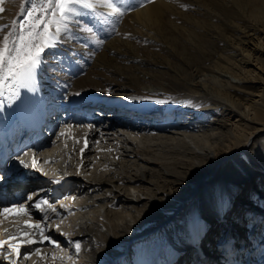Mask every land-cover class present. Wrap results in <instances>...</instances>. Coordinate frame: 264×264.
I'll return each instance as SVG.
<instances>
[{"label":"bare ground","instance_id":"obj_1","mask_svg":"<svg viewBox=\"0 0 264 264\" xmlns=\"http://www.w3.org/2000/svg\"><path fill=\"white\" fill-rule=\"evenodd\" d=\"M233 3L236 4L235 7L238 12L243 14L242 20L249 23L244 25L230 23L232 25H229L215 22L214 24L206 25L205 29L208 28L209 30H214L216 34L225 40L223 46L215 51L210 50V52H208L209 44H205V42H213V40H210V38L207 37L210 36L209 34L206 35L200 27H195L188 22L181 21L183 22V30L189 33L187 34L189 40H191L192 33H200L198 36L196 35L197 46H199L198 51L197 48H195V53L192 54L180 47V54L183 59L190 61L188 68L181 66L182 68L180 67L179 69V72L181 71L179 75L182 77V82L185 86L183 91L177 92L174 87L167 86L164 83H150L145 81V79H142L143 77L146 78V75L141 73V66L146 65L147 69V63L151 64L155 62L156 58L151 56L153 54L150 51H146V56H136L135 54H137L139 50L137 51V49L134 48V43L132 44L129 40L121 37L128 33L131 35L139 34L143 37V35L149 33L151 35L147 34V37L151 36L157 39L160 38L163 41L169 39L168 42L173 43L175 46L179 41L184 42L178 38L163 37L162 34H166L164 32L166 28L161 31L162 27L160 22L162 21L158 23V20L162 16L161 14L164 12V9L159 5L156 6L153 5L154 3H151L152 5H146L142 8L128 12L132 15V21L129 20V22H123L119 34L111 40L106 41V46L96 57L93 66L91 67L92 70H90L82 80H74L72 82L74 87L71 88L72 93H69L71 97L72 94L79 91L78 88L87 86L89 83H93L99 87L102 86L104 89L106 87L112 88L114 84L115 87L112 88L111 91L118 93L119 96H124L122 100L112 101L114 102V107L108 104L106 105L109 106L108 108L105 107V104L98 102L97 105L100 107L98 108L96 105L98 109L94 111L95 113L93 112L94 116L92 114V121H88L87 123L83 121V116H80L79 113L82 111L83 113L89 114L91 117V109L94 106V102H92L93 106L89 104V102H91L90 100H94V98L85 99L90 95L83 97L84 99L82 98V103L79 106L76 104L72 109L67 108L63 113H60L59 107H57V112L51 114L53 109L50 107L47 110L50 115L49 121H51V115H58L60 117L52 120L51 123L53 122V124H46L43 127L42 135L45 137L48 136L45 131V128H47L48 125H50L49 129L56 126L57 130V126L61 124L60 131L62 133L56 135L54 140L49 139L47 142H44V140L38 141V138H41L40 133L37 134L28 127L29 132L26 134L25 139L23 138L24 142L19 144L16 136L12 137V131H10V139H6L2 142V149L0 150H9L13 153L10 158L16 160L18 157L20 160H23L28 167H24L20 164L19 168H17L15 164L14 168H10V174H12L14 179L12 182H8L10 180H7V188H3V191L4 194L11 193V187H13L15 190L14 192L22 194L23 196H25L26 193H30L32 198L29 200L23 197L24 199H22L21 202L28 211L18 215L4 214L2 210L3 207H11V205H9V202L0 201V241L10 240L13 236L22 237L23 233L26 231L34 233L35 229L28 228L27 225L39 223L41 227L44 228L45 234L49 235L53 240L58 242L59 246L62 245L65 249H68L65 245L71 244L72 250L74 248V242H80L82 249L80 250V254H85L90 257L89 264H111L113 262H120L127 258V256L129 259L133 256L132 254H129V250H131L133 243L145 240L151 233L159 232L164 228L167 229L173 227L176 220L172 221L171 219H180L182 209L184 210L188 207L191 211L192 219L197 213V206L194 203V198L201 191L204 195V201L207 202V210L211 214L215 213L221 215V208L217 205V197L222 191L226 192L225 187L215 191H212L208 187L205 189L208 193L203 191L204 185L215 179V177L212 179L210 176L218 166L220 170L225 163L229 162L240 170L253 169L254 171L258 170L261 173L264 172V0H233ZM10 6L14 5L10 3ZM26 10L27 9L23 7L22 3V7L19 9L18 13L16 12L10 18L8 27L9 33L18 26L19 19L21 18L20 16L23 17L26 14ZM224 12V14H226V11ZM181 13L183 14L184 12ZM112 14L115 16L119 15L116 10H112ZM213 16L215 15L213 14ZM197 24L202 25L200 22ZM130 31L132 33H130ZM203 35H206L205 38ZM120 38L122 39L120 40ZM10 39H12V37ZM203 48H205V51ZM206 54L208 55V60L211 61L212 67H207V65L205 66L201 63L198 58H194V55L205 56ZM167 62L170 66H173L172 61L167 59ZM192 69H194L197 74H194ZM38 75L39 72L37 71V81L35 82H38ZM134 81L138 83L140 87L134 88L131 85ZM145 83L153 84L154 89L150 91L148 89H143L142 87L145 86ZM111 84L112 87L110 86ZM250 84L253 85L252 88H254V90L260 88L258 89L259 91H253V89L249 87ZM38 88L41 90L40 85L35 83L33 89L37 90ZM107 89L109 88H106V90ZM18 91L23 93L24 89H19ZM41 91L44 97L46 92L43 90ZM15 92L16 89L13 88L5 89L3 96H0V100L4 105L3 107L0 106V113H6V109L11 108L14 105L13 102L18 101L19 104L16 103L12 111L13 118L19 121H26L27 117L20 114L19 106L21 105L24 107L28 113L33 112L35 107L30 101H25L23 99V97L29 98L27 94H19L18 99L17 96L14 95ZM96 92L97 91H93V93ZM96 95L97 94H95V96ZM161 96L175 98L172 106H180L179 108L182 109V112L178 113L179 111H176L175 114H172V119H162L163 121L160 124L148 127V125L145 124L146 122L144 119L147 115H151L149 110L152 109L151 107ZM100 98L106 103L111 99L106 95H103ZM195 107L209 111L208 117L200 121L201 125L208 122L210 124L209 130L213 131L212 126L214 124H219L221 130L214 133V135L209 136L210 134H213V132L210 133L209 130H206V127L194 124V119L192 117L188 119L189 122L182 124L179 120H173L177 117H182L185 114H192L191 112ZM169 109L170 108H168V110ZM173 109L175 110V108ZM127 114L133 116L138 115L140 118H135L136 120L134 121L130 119L128 120V118H125L128 117ZM115 116L124 118L119 119L118 124L125 128H132L135 131L141 130L143 134L149 130L157 132L171 130L169 131L170 135H181L184 131L195 130L202 132L206 131V133L199 135L201 138L197 139L196 137L198 136H187L184 134L177 138H171V141L176 140L172 145L171 143L164 141H159V143L152 145L149 142L151 136L145 135V133V136L141 135V143L144 144V146H142V148H130L128 146L131 144V140L127 139L122 134V131L114 129L111 124L109 128H101L104 126L102 125L103 121L112 122V119ZM2 123L3 122L0 121V129ZM78 133L81 134L78 136L81 138V141H78ZM36 134L37 136H35ZM30 136H32L31 139H29ZM152 136H155L152 138H156V136H158L159 139L161 138V135L156 133ZM184 137L190 138L194 141V144L199 148L200 152V148L202 147L214 151L202 153L193 151L190 145L185 139H183ZM86 139L88 142V148L83 151V155H81V150L84 149V142ZM167 139L165 141H169V139ZM211 140H214L213 145L209 143ZM225 142L228 143L225 144ZM150 146L160 149V151L152 153L151 151L154 149H150ZM178 148L184 150V154H186L187 151H191L193 154H189L191 161L195 159L200 163L196 164V172L190 173L189 182L182 186L183 189L177 188L174 191L165 193L163 196H158L159 204L157 202H152L150 204L151 207L148 211L147 217H154L155 215L151 213V209H155V214L169 211L168 218H161L157 226L153 225L146 228L142 226L141 228L136 229L138 223L131 225L128 227V230L132 231L131 234L133 233L134 236L127 238L123 242H118V239L112 240L110 233L112 232L114 235H118L119 232L123 230L119 225L120 220H125L127 215L131 214V212H126V215H123L125 213L124 209H116L118 208V203L120 201L118 190H128L130 188L136 191L137 187L146 180V172L140 171L139 174L136 173L134 175H129L128 168L137 166L134 161H142L147 164L156 162H160L161 165L167 164L169 163L167 162V158H170L169 155L179 154L180 151H178ZM24 151L27 152V154L24 153V155L21 156V153ZM106 152L112 153L113 158L116 157L127 162L121 164L123 165L122 170L124 175H116V178L113 179L114 181L109 179L105 174L101 175L95 173L93 175L91 174V176H87L88 173L85 169L88 168L93 161H99L100 166L105 169L114 166L111 162L108 164L109 159ZM72 153H75L77 156L76 162H74L75 154ZM142 154H151V157L142 158ZM33 157L38 161L35 167L32 166ZM113 158H111V160ZM204 159L205 162L201 163ZM173 160L177 161L178 159H170V161ZM236 169L237 168H235V170ZM73 173H82L86 178L91 177V180L93 181L91 183L94 185H91L88 188H86V186H76L75 183L68 178L69 176L71 177ZM6 174L9 176L8 173ZM41 174L44 177H41ZM66 175H68V179L64 180L63 178ZM104 184L107 185L103 190L104 193L101 194V192H99L98 194L88 195V199L78 207L75 205V207L73 206L71 209L72 203L69 202L67 203V206H65L62 213L68 214L69 218H67L68 220L66 219V224L70 223V226L72 227L71 229L74 230L71 235L68 236L69 239L67 240H65L66 238L61 234L55 233V231L53 232L51 226H49V221L54 220L53 223H56L55 219L59 216L56 211H51V209H54L53 207L49 208L48 205H43L46 210L45 213L38 211L34 206H31L34 201H39L45 197H51L50 199L53 201V198L61 199L74 193L79 196V194H82L85 190H87V193L99 189L101 190V186ZM41 186L42 188H39ZM113 188H115V190H113ZM184 189L189 191L185 197L181 196ZM196 191L197 193L195 194ZM96 196H98L97 199H95ZM47 200L49 199L47 198ZM133 201L134 198L130 200L133 207L140 205V202L135 203ZM175 202L178 203L175 205ZM245 202L251 209V205H249L250 201ZM20 203H16L15 206H19ZM104 206H106V208L102 210ZM175 207H177V209ZM256 207L259 210L261 209L259 205ZM179 210H181V213ZM240 212L242 213L244 210ZM191 219L188 221L189 226H192ZM233 222L235 223V220H233ZM3 226H7L11 229L5 237H2L1 235V233H3ZM232 232H236V229ZM177 233L178 232L176 231V233H173V235L170 236L171 243L174 246L179 242L180 234L177 235ZM30 238L39 240L43 239V237L36 235L30 236ZM97 239H106L108 241L109 250L107 251L112 254V261L106 257V254L105 256H102L104 255V250L98 254L94 252L95 247L98 246L99 240ZM13 242H19V240ZM45 243H37L22 247L21 256L23 257L28 253L32 254L37 245L40 246L37 251L40 250ZM200 243L202 245L201 241ZM240 247L241 246H239L237 250L232 249L231 251L233 255L236 254L234 257L235 259H232L235 264H244L242 262H245L240 257ZM201 251L202 254H205L202 247ZM2 253H4L5 259L1 260L0 258V264H10L9 260L6 258L8 255L7 252ZM27 257L28 259L24 258L27 260L24 261V263L35 264L31 255ZM20 259H18V261ZM59 259L62 261L64 260L63 257H59ZM222 263L224 264L227 262H221V264ZM62 264H72V262H64ZM262 264H264V260Z\"/></svg>","mask_w":264,"mask_h":264},{"label":"rangeland","instance_id":"obj_2","mask_svg":"<svg viewBox=\"0 0 264 264\" xmlns=\"http://www.w3.org/2000/svg\"><path fill=\"white\" fill-rule=\"evenodd\" d=\"M86 2L92 3L93 7L89 9L77 5L78 14L73 15L72 18L67 22L66 30H62L60 33L57 34V39L54 41L55 46L48 47L47 50L45 51L43 57L44 63L38 70L39 79L38 82H35L38 85H40L43 91L46 92V94L44 93L45 97H48L53 102H58L57 99L60 98L61 102L64 104L62 108L64 110H59L60 113H63V111H65L67 108L72 109V107H74L76 104L77 106H79L82 103V98L87 95L90 96L86 97L85 99L94 98V100H90L91 102H89V104L92 105V102H94L95 106L98 103L97 101L102 99L100 98L101 96L106 95L110 97L111 99L107 101V103L104 102L103 100H102L103 103L100 102L102 104H105L106 108L109 107L106 106L108 104L114 107L113 104L114 102L112 101H118L124 98V96H119L118 93L111 91V89L115 87L114 84L113 87L112 84L110 85L112 88L106 87L109 88L106 90V88L104 89L102 86L99 87L93 83H89L87 86L78 88L79 89L78 92L81 93V95L77 96L76 95L77 92H76L72 94L70 97V94L72 93L71 88L74 87L72 82L74 80L76 81L82 80V78L85 77L88 74V72H90V70H92L91 67L93 66L96 57L103 51L104 47L106 46V41L111 40L112 38L116 37L117 34H119L120 27L123 22L125 21L129 22V20L132 21V15L128 13L130 11H126V9H128L133 4L143 5V6H137L135 9L142 8L146 5H152L153 3H154L153 5L156 6L159 5L160 7H162L164 9L163 13L165 14L163 13L161 14L162 16L159 18L158 23L162 21L160 22V25L162 27L161 31H163L165 28L167 29L164 30L166 34H162L163 37H167V38L170 37L175 39L178 38L184 41V42H180L178 40L179 42H177L175 46L173 43L168 42L169 39L167 41H163L160 38L157 39L151 36L147 37V34L149 33H146L145 35H143V37H141L139 34L131 35L129 33L127 35H124L125 37L123 35L121 36L126 40H129L132 44L134 43L133 44L134 48H136L137 51L139 50L137 54L134 53L136 56H140V57L146 56V51H150L153 54L151 56H154V58H156L155 62L151 64L147 63L149 65V66L147 65V69H146V65L141 66L142 68L141 73L146 75V78L143 77L142 79H145V81L150 83H164L167 86L174 87L177 90V92L183 91L185 88L184 83L182 82V77L179 75V73H181V71L179 72V69L181 66H183L184 68H188V64L190 63V61H188L187 59H183V57L181 56L180 47H182L188 52H191L192 54L195 53L194 51L195 48H197V51L199 49L198 48L199 46H197L196 35L198 36V34L200 33L197 34L192 33L191 40H189V37L187 36V34L189 33L185 32L182 28L184 21L188 22L189 24L195 27H200L201 30L204 33H206V35L209 34L211 36V37L210 36L207 37H209L210 40H213V42L211 43L205 42V44H209L208 52H210V50L215 51L219 47L223 46L225 40L222 39L218 34H216L214 30H209L208 28L205 29L206 25L214 24L215 22L225 23L229 25H232L233 23L235 24L238 23L239 25L241 24L244 25L249 23V22L246 23L244 20H242L243 14L238 12V10L235 7L236 4L233 3V0H168V1L167 0H115L114 6L112 8H109L107 4L104 2V0H86ZM10 3L13 4L14 6H10ZM22 3H23V7L27 9L26 10L27 13L32 10L33 6L39 9L41 5V0H23V2L22 0H12V1L3 0V2L0 3V8L4 9V11L0 13V37L9 34L8 32L9 20L13 16V14H15L16 12L18 13L19 9L22 7ZM117 8L119 9L120 12H123L124 14L118 16L113 15L112 10H116ZM211 9L214 11H212ZM224 11H226V14H224L225 13ZM181 12L184 13L182 14ZM211 13H213L215 16H213V14ZM20 17L21 18L19 19L18 25L23 23L27 19V15L25 14L23 17L22 16ZM198 22L202 23V25H198L197 24ZM61 27L62 29L64 28L63 25H61ZM15 29H18V26H16ZM89 29H91V31H89ZM50 31L55 33V25L51 26ZM130 33L132 32L130 31ZM42 35L45 34L42 33ZM206 35H203V37L205 38ZM45 38L47 39L46 35ZM121 39L122 38H120V40ZM203 49L205 51V48ZM194 58H198L200 62L203 63L205 66L207 65V67L210 66L212 67L211 61L208 60L207 54L205 56L194 55ZM167 59L172 61L173 66H170L168 64ZM192 71L194 74H197L195 73L194 69H192ZM35 81H37V78L35 79ZM131 85L134 88L140 87V85H138V83H136L135 81L132 82ZM249 87H251L253 91L256 90L259 91L258 89H260L257 88L254 90V88H252L253 87L252 84H250ZM82 88L84 91L82 90ZM142 88L148 89L150 91L154 89V85L145 83V86ZM93 91H97V92L93 93ZM66 94H68L69 96L67 98V101L64 99ZM95 94L97 95L95 96ZM174 99L173 97H169V96L159 97L156 103L151 107L152 109L149 110V112H151V115H147L145 117L144 120L146 123L144 121L142 122L148 125V127H150L160 124L164 119L165 120L172 119L173 117L172 114L173 113L175 114L176 111H179L178 113H181L182 109L179 108L180 106L178 107L172 106ZM95 106L92 107L93 110L91 109V117L89 114L80 111L79 114L80 116H83V121L85 123H87L88 121L89 122L92 121L93 112L99 108V107L97 108L98 105L96 107ZM50 107L53 109V111H55L57 110L58 106H56V108H53V106ZM168 108H170L169 109L170 111L168 110ZM173 108H175V110ZM191 113L192 114H185L184 116L177 117L173 120H179V122L182 124L189 122L188 119L192 117L194 119L193 120L194 124L198 126H204L206 127V130L210 129V124L208 122H205L202 125L200 124V121L208 117L209 111L200 109L199 107H195V109H193ZM51 116H52L51 121L55 120L56 118L58 119L60 117L58 115H51ZM127 116L128 117L125 118L126 119L128 118V120L130 119L132 121L140 118L138 115L133 116L131 114H127ZM119 119H124V118L120 116H115L112 119V122L103 121L102 125L104 126H102L101 128L103 127L109 128L111 124L113 125L114 129L122 131V134L127 139L131 140L130 141L131 144L128 146L130 148L131 147L142 148V146H144V144L141 143L142 141L141 135L151 136L149 142L152 145L159 143V141L168 142L171 143L172 145V143L176 142V140L171 141V138H177L184 134L187 136L188 135L198 136L196 137L197 139V138H201V136L199 137V135L206 133V131L202 132L199 130L187 131V132L184 131L181 135L178 134L179 135L178 136V135H170L169 131L171 130H166V131L163 130L164 132L149 130L146 131L145 132L146 134L144 133L145 134L144 135L141 130L135 131L132 128H125L122 125L118 124ZM212 127H213V131L209 130V132L210 133L213 132V134H210L209 136L214 135V133L221 130L219 124H214ZM59 130L60 128H58V131ZM155 133L161 135V138L159 139L158 136H156V138H152L155 137L152 136ZM55 135L58 134L55 132L53 136ZM80 135L81 134L79 133L77 134L78 141H81V138L78 137ZM167 138L169 139V141H165ZM183 139H185V141L190 145L193 151L200 152L199 148L194 144V141H192L190 138L187 137H184ZM209 143L213 145L214 140L209 141ZM227 143L228 142H225V144ZM151 148L154 149L153 151H151L152 153H156L157 151L158 152L160 151V149L150 146V149ZM200 149H201L200 153L214 151V150L204 149L203 147ZM178 151H180L179 154L169 155L170 158H167V162L169 163L167 164L161 165L160 162L147 164L142 161L141 162L134 161L136 162L137 166L128 168L129 175H134L136 173L139 174L140 171L146 172L145 173L146 180H144L140 184V186L137 187L136 191L130 188L128 190L126 189L118 190L120 201L118 203L119 206L116 209L117 210L124 209L125 213L123 215H126V212L127 213L131 212V214L127 215L125 220L123 219L120 220L119 225L120 227L123 228V230H121L118 235H114V233L112 232L110 233L112 240L118 239L119 240L118 242H123L127 238L134 236L133 233L131 234L132 231L128 230V227L131 225L138 223L136 229H139L142 226H144L145 228L153 225L157 226L161 218L163 217L168 218L169 211L161 212V214L160 213L155 214L156 211L155 209H151V213L155 216L147 217L148 211L150 210L151 207L150 204L152 202L158 203V196H163L165 193L174 191L177 188L183 189L182 186H184L189 182L190 173L196 172L195 170L197 166L196 164L200 163L195 159L191 161L189 155L192 154L191 151H187L186 154H184V150H182L181 148L180 149L178 148ZM109 153L110 152H106V155H108L107 157L109 159L108 164H110L111 162L112 164H114V166L105 169L102 166H100L99 161L96 162L93 161L92 164L85 169V171L88 173L87 176H91V174L93 175L95 173L101 175L105 174L109 179L113 180L116 178V175H124V172L122 170L123 165L121 164H123V162L124 163L127 162H125V160H120L116 157L115 159L113 158V154L112 153L109 154ZM141 157L149 158L151 157V154L150 155L142 154ZM76 158L77 156L75 154L74 162L77 161ZM111 158L113 159L111 160ZM171 158H176L179 161L178 160L170 161ZM205 159L202 160L201 163L205 162ZM227 163H225L226 165L224 164L220 170H219V166L217 167V169L210 176L212 177V179L215 177V179L210 181L208 184L204 185L203 191H205V189H207L208 187L212 191L225 187L226 193L230 194L232 200V205L230 208L221 209V215L215 213L211 214L206 208L207 202L204 201L205 200L204 195L202 194L201 191L194 198V203L197 206V210H196L197 213L194 217H192V219H191L192 215L190 209H188V207L184 210L182 209V214L180 219L179 218L171 219L172 221L176 220L173 224L174 225L173 227H169L167 229L165 228L161 229V231L159 232H154L149 234V236L145 240L133 243L131 250H129L130 251L129 254L133 255L130 259L127 256V258L121 260L120 262H113L111 264H178V263L193 264L194 263L193 261L190 260L188 261V257L186 255L181 256L180 253H178L170 245V241H171L170 236H172L173 233H176V231L178 232L177 235L179 234L180 235L178 240L179 242L175 244L176 246L173 245L175 248H179L180 250V248L184 247L185 241L191 240L189 235V230L191 229L192 226L188 225V221H190V219L192 222L194 219H199L201 223L203 222L205 228L207 226V229H209L211 226L208 232L209 240L206 239L205 241H202L203 239V235H202V238L198 242L197 246L199 247V243L200 241H202V245L200 243V248H199L200 254H202L201 247L205 254L207 253V250L209 251V248L212 251H215L214 248L219 249V247H221L217 245L215 246L214 244L213 246L212 242L210 243L209 245L210 247H209L207 243L211 241L213 237L216 238V241L219 240V236H221L219 234L221 233L220 225H222V227L224 228L223 232L231 233L230 236L233 237L231 241L233 246L236 247V245L238 244L239 246H241L242 240L244 243H247L249 241L248 246L249 248H252L250 252H248V250L242 251L240 247L241 250L240 257L243 261H245L242 263L262 264L264 260V234H263L264 232V214H263L264 172L261 173L260 171L258 170L254 171L253 169L240 170L238 167L233 166L232 163L229 162ZM16 166L17 168H19L20 164H16ZM235 168L237 169L235 170ZM41 177L44 176L41 174ZM67 177L68 175H66L63 179L64 180L68 178L71 179L70 181H73L75 185L78 187L86 186V188H88L91 185H94L93 183H91L93 182L91 180V177L86 178L82 173H73L71 177L70 176L68 178ZM42 186L39 188H42ZM106 186L107 185L104 184L101 186L102 188L100 187L101 190L99 189L97 191H90V193H87V190H85L83 191L82 194H79V196L75 195L74 193L70 196L61 198L59 201H57V198H53L52 201V199H50L51 197L50 198L45 197L44 199L47 198L49 199L47 205L48 206L50 205L51 208L53 207L56 210V212L59 214L58 218L55 219L56 223H53L54 220L49 221V226H51V230L53 232L55 231V233L61 234L63 237L66 238L65 240L69 239L68 236H70L72 231L74 230L71 229L72 227L70 226V223L66 224V221L68 220L67 218H69L68 214L62 213V211H64L65 206H67V203L68 202L72 203L71 209L73 206L75 207V205L76 207H78L80 204H82L84 201L88 199L89 197L88 195L98 194L99 192H101V194L104 193L103 190L105 189ZM5 188H7V185ZM113 190H115V188H113ZM197 191L195 192V194L197 193ZM188 192H189L188 190L184 189V191H182L181 196L185 197ZM29 195L30 193H26L25 196L23 197L27 198ZM97 198L98 196L95 197V199ZM132 198H134L133 202L135 203L140 202V205L137 207L136 206L133 207V205H131L130 203V200ZM245 201H250L249 205H251V209L249 208V206L246 204ZM60 203H64L63 204L64 206L61 205V207H59ZM177 203L178 202H175V205ZM257 205L261 207L260 210L257 209L256 207ZM105 208L106 206H104L102 210H104ZM175 208L177 209V207ZM243 210L244 212L241 213L240 211ZM179 211L181 213V210ZM219 217L225 219V221L221 222L222 221L221 220L220 221L221 223L218 222L219 220H217V218ZM233 220H235V223L233 222ZM235 229L236 232H232ZM9 230L11 229L8 228L7 226H3V233H1L2 237H5L10 232ZM219 230L220 232L217 233ZM260 234H263L262 239L260 238ZM97 240H99L98 246L95 247L94 252L98 254L104 250V255L102 256H105L106 254V257L112 261L111 259L112 254L109 251H107L109 250L108 241L106 239L103 240L97 239ZM257 245L260 246L257 248ZM65 246H67L68 249H65L64 247H62V245L57 247L55 245H50L48 243H45V245L41 247L40 250L37 251L38 247H40L37 245L31 254V258H33L35 264H62L64 262L65 263L72 262V264H89L88 263L90 262L89 256L85 254H80V251L77 253L74 250V248L71 250V244H67ZM225 250H227V248ZM231 251L232 249L230 250V255L232 256L233 259L236 254L233 255ZM2 252L3 251L0 252L1 260L5 259L4 253ZM250 253H251L249 259L250 261L247 262V258H248L247 256ZM260 254L262 255L260 256ZM59 257L61 258L63 257L64 260L63 261L60 260ZM26 259H28V257ZM169 259H171L172 261L169 262L168 261ZM24 261L27 260L21 258L18 261V264H26L24 263ZM223 262H225V260ZM214 263L215 261H213L211 264Z\"/></svg>","mask_w":264,"mask_h":264},{"label":"snow or ice","instance_id":"obj_3","mask_svg":"<svg viewBox=\"0 0 264 264\" xmlns=\"http://www.w3.org/2000/svg\"><path fill=\"white\" fill-rule=\"evenodd\" d=\"M3 0H0L2 3ZM109 8L114 6L115 0H104ZM77 5L91 9L92 3L86 2V0H41L39 9L33 6L32 10L27 12V19L18 25V29H14L11 33L0 37V96H3L5 89H16L14 95L19 99V89H32L35 84L36 73L44 63V53L48 47H54V41L57 39V34L62 30H66L67 22L73 15L78 14ZM137 6L143 5H131L126 11L135 10ZM4 11L0 8V13ZM117 14L123 15L119 9H116ZM55 25V33L50 31L51 26ZM61 25L64 26L62 29ZM91 31V29H89ZM45 34L47 39H45ZM12 37V39H10ZM77 96L81 93L77 92ZM68 94L64 99L67 101ZM63 135V134H61ZM87 139L84 142L83 151L87 150ZM21 155H24L22 153ZM17 161L24 167H28L23 160L17 157ZM38 161L33 157L32 166L35 167ZM5 179V174L0 173V182ZM58 182V181H57ZM31 195L27 199L31 200ZM47 199H41L34 201L31 206H34L38 211L45 212L43 205H47ZM217 205L219 208H230L232 200L230 194L226 192L219 193L217 197ZM51 206L49 205V208ZM4 214L18 215L28 211L20 203L19 206H5L3 207ZM55 212V209H51ZM28 228L35 229L34 233L24 232L22 237L13 236L10 240L0 241V251L7 252V259L10 264H18V259L27 258L31 253L21 256V248L28 245H34L37 243H45L59 246L58 242L53 240L49 235L45 234L44 228L39 223L28 224ZM205 226L199 219H194L192 227L189 230L190 238L193 242V247H197L199 240L202 238V234L205 231ZM36 235L43 237L42 240L32 239L30 236ZM19 242H13L17 241ZM7 246V247H5ZM225 249L227 245L224 246ZM74 250L78 253L81 250V243L74 242Z\"/></svg>","mask_w":264,"mask_h":264},{"label":"trees","instance_id":"obj_4","mask_svg":"<svg viewBox=\"0 0 264 264\" xmlns=\"http://www.w3.org/2000/svg\"><path fill=\"white\" fill-rule=\"evenodd\" d=\"M17 160V159H16ZM17 164H20L19 162Z\"/></svg>","mask_w":264,"mask_h":264}]
</instances>
